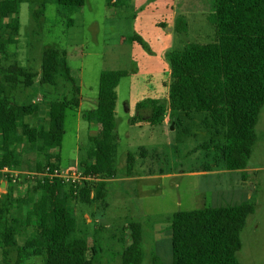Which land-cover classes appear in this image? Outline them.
I'll list each match as a JSON object with an SVG mask.
<instances>
[{"label": "trees", "instance_id": "16d2710c", "mask_svg": "<svg viewBox=\"0 0 264 264\" xmlns=\"http://www.w3.org/2000/svg\"><path fill=\"white\" fill-rule=\"evenodd\" d=\"M25 0H0V54L15 44L19 35V11ZM86 0H43L32 10L39 22L46 6H56L59 18L85 6ZM112 5V0H107ZM215 39L207 44L188 43L181 51L169 54L171 82L168 111L205 113L203 124L211 140L199 147L214 148L222 153L227 171H241L242 183L248 181V168L256 142V126L264 107V0H213L207 17ZM72 23V22H70ZM176 30L184 32L186 24L179 20ZM3 37L5 39H3ZM127 44H142V38L125 39ZM129 71H103L99 79L97 107L82 118L95 122L97 131L88 139L79 162L80 171L94 178L81 187L54 181L36 183L21 197L13 187L0 192V248L5 260L9 250L17 249L16 264H23L27 251L45 255L46 264H96L101 246L89 248L84 240L72 235L77 228L76 205L104 202L108 183L115 179L114 165L118 150L117 89ZM38 76L16 63L1 70L0 75V168H14L18 149L39 155L35 171L45 167L60 169L50 154L61 148L65 135L67 110L80 108L81 89L72 75L68 54L57 49L43 53L40 86L44 99H49L46 125L36 123L39 106L20 105L15 99L18 88L31 89ZM51 90V92H49ZM166 106L159 100H146L136 106L131 124H161ZM220 139L222 144H217ZM213 145V146H212ZM145 157V154L143 155ZM137 155L127 156V177L135 176ZM5 183V178H1ZM29 207L25 226L31 228L22 246L18 244L19 218L22 208ZM255 213L254 202L235 207L177 212L171 221L172 261L169 264H241L237 254L242 248L241 234L248 217ZM132 242L121 254V264H142L143 231L140 223H131ZM151 264H167L153 257Z\"/></svg>", "mask_w": 264, "mask_h": 264}, {"label": "rangeland", "instance_id": "374dc122", "mask_svg": "<svg viewBox=\"0 0 264 264\" xmlns=\"http://www.w3.org/2000/svg\"><path fill=\"white\" fill-rule=\"evenodd\" d=\"M42 1L22 3L19 35L15 44L6 46V56L0 54V75L1 70L16 63L38 76L34 87L18 88L14 95L20 105L37 104L36 123L46 125L52 96L45 100L39 83L43 53L47 49L67 52L72 75L81 89L83 105L67 110L61 148L50 154L62 171L75 168L81 172V150L97 131L96 123L87 122L82 114L97 107L101 73L130 72L117 89L115 179L108 183L104 202L88 206L72 201L77 221L72 237L84 240L89 248L94 244L101 246L96 264H121V254L132 242L129 225L140 223L142 264H151L153 257L169 264L172 261L173 214L254 202L255 213L248 217L242 231V248L237 259L241 264H264V107L259 114L256 142L247 169L250 175L245 185H249L247 195L251 198L241 203V200L227 201L221 198L225 193L212 191V186L218 182L230 185L236 175L223 179L222 171L227 169L222 153L214 148L199 149L213 138L203 124L207 114L187 116L168 111L169 54L181 51L188 43L214 41V29L207 21L213 10V0H112V5L107 0H86L84 7L72 10L65 18L57 17L56 6L49 4L44 17L36 22L32 10L39 8ZM179 20L186 24L184 32L176 30ZM133 36H139L144 43L127 44L125 39ZM146 100H159L166 106L161 124L154 127L131 124L137 115V104ZM216 143L222 144V141L217 139ZM18 152L14 170L35 172L39 155L23 152L22 147ZM129 153L137 155L134 169L137 175L132 178L127 177ZM205 171H212L213 175L203 176L201 173ZM1 178L4 179L2 175ZM35 186L34 180L23 176L21 182L12 187L19 198ZM4 189L1 187L0 192L4 193ZM30 211L29 207H24L17 214L21 222L17 238L22 247L27 232L32 234V229L25 226ZM16 261V248L9 250L6 260L0 248V264H16ZM23 264H46V256L27 251Z\"/></svg>", "mask_w": 264, "mask_h": 264}, {"label": "built area", "instance_id": "2783aa9c", "mask_svg": "<svg viewBox=\"0 0 264 264\" xmlns=\"http://www.w3.org/2000/svg\"><path fill=\"white\" fill-rule=\"evenodd\" d=\"M0 174L5 178L7 187L17 186L19 182L26 176L30 180H34L35 184H45L54 181H61L62 183L71 184L74 188L81 187L84 181H90L94 178L86 177L82 172L77 169L62 171L61 169H52L45 167L42 171L35 172H16L14 168L9 167L0 168Z\"/></svg>", "mask_w": 264, "mask_h": 264}, {"label": "crops", "instance_id": "0c3cea01", "mask_svg": "<svg viewBox=\"0 0 264 264\" xmlns=\"http://www.w3.org/2000/svg\"><path fill=\"white\" fill-rule=\"evenodd\" d=\"M83 105V103L81 102V105L80 107ZM46 116H47V112H46ZM248 169V168H247ZM247 169L244 171L245 174L249 177V172L247 171ZM24 172V171H22ZM212 171H205V172H202L201 174L203 176H209L208 174H211ZM216 173V172H214ZM232 173H235V174H232ZM152 173L149 174V176H151ZM241 174L242 172L241 171H222V176H223V179H227L228 178V175L231 176V175H236V177L234 178L233 182L228 185V184H224L222 182H218L216 183V186H212L213 189L212 191H219L221 193H225V196H222L221 198H226L227 201H234V200H241V202L245 201V200H250V196L247 195L249 192H248V184L245 185L242 183V179H241ZM137 175V174H136ZM135 175V176H136ZM213 175V174H211ZM134 176V177H135ZM110 182V181H109ZM247 183V182H246ZM1 187L4 189V193H6V190H7V184H4V182H2V185ZM246 196V197H245ZM244 197V198H243ZM243 198V199H241ZM239 203V204H240ZM244 203V202H243ZM242 204V203H241ZM90 221V220H89ZM88 222V221H87Z\"/></svg>", "mask_w": 264, "mask_h": 264}]
</instances>
